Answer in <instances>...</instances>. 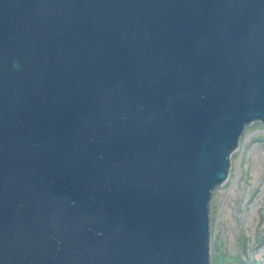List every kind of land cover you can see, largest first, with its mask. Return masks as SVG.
I'll list each match as a JSON object with an SVG mask.
<instances>
[{
	"label": "water",
	"instance_id": "water-1",
	"mask_svg": "<svg viewBox=\"0 0 264 264\" xmlns=\"http://www.w3.org/2000/svg\"><path fill=\"white\" fill-rule=\"evenodd\" d=\"M254 120L264 0H0V264H209Z\"/></svg>",
	"mask_w": 264,
	"mask_h": 264
},
{
	"label": "rangeland",
	"instance_id": "rangeland-1",
	"mask_svg": "<svg viewBox=\"0 0 264 264\" xmlns=\"http://www.w3.org/2000/svg\"><path fill=\"white\" fill-rule=\"evenodd\" d=\"M209 264H264V123L243 128L209 201Z\"/></svg>",
	"mask_w": 264,
	"mask_h": 264
}]
</instances>
